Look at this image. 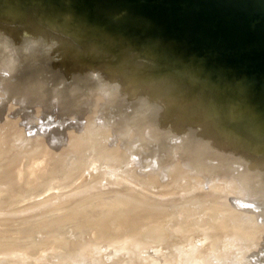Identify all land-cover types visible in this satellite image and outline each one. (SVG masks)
Masks as SVG:
<instances>
[{
	"label": "water",
	"instance_id": "95a60500",
	"mask_svg": "<svg viewBox=\"0 0 264 264\" xmlns=\"http://www.w3.org/2000/svg\"><path fill=\"white\" fill-rule=\"evenodd\" d=\"M0 264H264V0H0Z\"/></svg>",
	"mask_w": 264,
	"mask_h": 264
}]
</instances>
